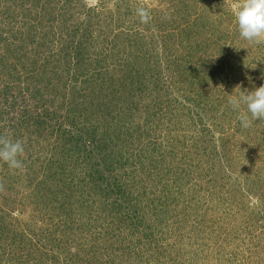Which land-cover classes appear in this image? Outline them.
Instances as JSON below:
<instances>
[{"label":"trees","instance_id":"1","mask_svg":"<svg viewBox=\"0 0 264 264\" xmlns=\"http://www.w3.org/2000/svg\"><path fill=\"white\" fill-rule=\"evenodd\" d=\"M169 1L0 0V136L25 147L0 202L33 212L0 203V264H205L212 202L264 201V120L227 104L264 85L263 43L238 55L232 11Z\"/></svg>","mask_w":264,"mask_h":264},{"label":"rangeland","instance_id":"2","mask_svg":"<svg viewBox=\"0 0 264 264\" xmlns=\"http://www.w3.org/2000/svg\"><path fill=\"white\" fill-rule=\"evenodd\" d=\"M90 3H94L95 0H87ZM145 6L154 13L157 11V17L159 21H164L165 16L163 11L166 9L169 11L168 6L170 4L169 0H143ZM199 1V6L202 11L214 14L217 19H220V11L225 12V10H230L233 12L235 4L233 0H205L203 4ZM210 4L211 6H207ZM222 21V24L223 25ZM224 26V25H223ZM150 35L152 28H150ZM228 34V33H227ZM242 40V41H241ZM159 41V40H155ZM224 42L227 44L232 43L233 47L237 48L238 55L242 51L249 53V46L251 43L242 39L239 32L228 34ZM143 43V42H142ZM144 43H147V47L150 51H154L157 43H153L149 37H146ZM262 50L258 52L259 59L264 60V42ZM150 44V45H149ZM126 45L123 43V46ZM149 45V46H148ZM143 48V45H142ZM141 48V49H142ZM162 43H159L158 48L162 50ZM233 48V49H235ZM129 50L126 52L128 53ZM155 52V51H154ZM159 53V52H157ZM233 54V53H232ZM231 54V55H232ZM166 60V57H163ZM252 164H250L251 167ZM262 172L260 177L264 179V163L261 164ZM248 201H227L226 203H220L219 201H213L212 204L216 207L219 206L218 221L221 223L214 227V240L209 246L208 256L206 249L201 250L203 255V260L205 264H264V225L260 222L261 212H264V201H260L258 197L248 198ZM5 206V210L10 209L16 217H20L24 221L28 218L33 217V212L31 208H28V212L22 210L19 207L13 206L12 204H7L6 201L0 202ZM239 204V205H238ZM226 209H229L228 211ZM227 211V212H226ZM261 214V215H260ZM228 223V225H227ZM222 225V226H221ZM230 234H232L230 236ZM230 236V237H228ZM228 237V238H227ZM227 238V239H226ZM208 243V239H205ZM213 249V250H212ZM212 251H214L212 253Z\"/></svg>","mask_w":264,"mask_h":264},{"label":"clouds","instance_id":"3","mask_svg":"<svg viewBox=\"0 0 264 264\" xmlns=\"http://www.w3.org/2000/svg\"><path fill=\"white\" fill-rule=\"evenodd\" d=\"M233 2L235 4L233 15L240 37L249 43L264 42V0ZM137 14L142 22L148 21L149 13L146 9L138 8ZM227 104L233 112L238 113L242 128L251 127L254 121L264 120V85L251 91L241 89L238 94H230ZM24 152L25 147L21 140L0 136V162L6 164L9 169L23 170Z\"/></svg>","mask_w":264,"mask_h":264}]
</instances>
